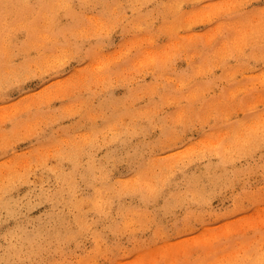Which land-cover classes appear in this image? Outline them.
<instances>
[{"label":"rangeland","instance_id":"1","mask_svg":"<svg viewBox=\"0 0 264 264\" xmlns=\"http://www.w3.org/2000/svg\"><path fill=\"white\" fill-rule=\"evenodd\" d=\"M19 1L0 16V264H264V0Z\"/></svg>","mask_w":264,"mask_h":264},{"label":"bare ground","instance_id":"2","mask_svg":"<svg viewBox=\"0 0 264 264\" xmlns=\"http://www.w3.org/2000/svg\"><path fill=\"white\" fill-rule=\"evenodd\" d=\"M149 5V4H148ZM25 6L27 7V9H25V11L26 12H30L31 11V9L33 8V5H32V8H31V6H30V3H29V1L28 0H26L25 1ZM12 7H15L16 9H18V8H21V10H24V5L22 4V2L21 1H19V0H0V16L2 15V11L4 10H10ZM135 10H137V9H135ZM136 13H137V16H136V18H135V20L133 21L134 23V25H138V26H140V25H142V24H145L143 21H142V18H141V15H143L144 13H148L147 11H143L142 9H141V12L140 11H136ZM45 19L46 21L45 22H43L44 23V25L43 26H47V27H49V25H51V24H49V22L51 21V12H50V8L49 7H40L39 9H38V11H37V15L36 16H32V17H30V18H26V20L25 21H20V23H18V25H17V28H23L24 29V31H27L26 32V37H25V39H26V41H23V45H21V49H23L24 51H27V48L26 47H28L29 48V50H30V48H32V45L34 44V42H37L38 40V36H37V32L41 29V28H39V26H38V24H36L37 23V19ZM145 22H147V21H145ZM259 30H260V27L258 28ZM253 30V29H252ZM259 30H258V33H259ZM255 31H256V29H255ZM3 33H4V30L2 29V28H0V38H2V37H4V35H3ZM254 33V32H253ZM256 33H257V31H256ZM255 33V34H256ZM257 33V34H258ZM244 35V34H243ZM263 35V34H262ZM261 36V35H260ZM259 36V37H260ZM246 37V36H245ZM253 37V36H252ZM254 38H256L255 36H254ZM252 39V38H251ZM254 40V39H253ZM244 41V40H243ZM263 41V40H262ZM50 42V41H49ZM234 42V41H233ZM251 42V41H250ZM262 43V42H261ZM242 44V43H241ZM244 45H245V43H244ZM236 47V46H235ZM242 47V46H241ZM238 48V47H237ZM29 50L27 51V52H24V53H28L29 52ZM22 51V50H21ZM228 51V50H227ZM253 51V50H252ZM255 54V53H254ZM227 56V55H226ZM4 57V56H3ZM1 56H0V63H1ZM4 59V58H3ZM10 60V59H9ZM217 64V63H216ZM215 64V65H216ZM214 69V68H213ZM5 74H0V80L1 81H5L7 78H8V75L6 76V77H3ZM159 84V83H158ZM122 100V99H121ZM121 112H122V110H121ZM131 114H133V113H131ZM121 115H123V114H121ZM122 120L124 121V118H122ZM118 122H121V120H119ZM136 122V120L134 121V120H130V121H128V122H125V123H127L128 124V126H130V127H132L131 126V124L133 125V123H135ZM264 122V121H263ZM137 123V122H136ZM140 128L142 129V125L140 126ZM119 134H120V132H118ZM121 136H122V139L121 140H123V135L122 134H120ZM232 136V135H231ZM243 136V135H242ZM118 137H120L118 134H115L114 136H112V137H110V138H108V139H106L105 140V142H106V144H108V143H110V145H109V148H111V147H113L115 144H116V141L117 140H120V138H118ZM233 137V136H232ZM230 138V137H229ZM242 139H243V137H241ZM230 141V140H229ZM221 142V141H220ZM240 142V141H239ZM236 144V143H235ZM264 144V143H263ZM227 147V145L225 146V148ZM256 150V149H255ZM225 153V152H224ZM233 153V152H232ZM238 157V156H237ZM204 158V157H203ZM228 160H229V158H228ZM152 163V162H151ZM160 163V165H161V161L159 162ZM233 163V162H232ZM149 164V163H148ZM223 164V163H222ZM224 164H226V163H224ZM228 164H230V162L228 163ZM232 165V164H231ZM232 166H234V165H232ZM221 167H223L222 165H221ZM223 169V168H222ZM240 173V172H239ZM16 178H17V176H16ZM15 182V181H14ZM196 190V189H195ZM200 193V192H199ZM199 195V194H198ZM202 195V194H201ZM204 196V195H203ZM200 197V196H199ZM150 198V197H149ZM201 198H203V197H201ZM197 199H199V198H197ZM196 202H197V200H196ZM148 204H150V203H148ZM123 217V216H122ZM125 217V216H124ZM126 218V217H125ZM122 220H123V218H122ZM121 221V220H120ZM126 221H127V219H126ZM132 222V221H131ZM120 223V222H119ZM129 223V222H128ZM263 242V241H262ZM258 244H260V243H258ZM262 245H263V243H262ZM41 246V245H40ZM259 248H261V246L259 245L258 246ZM37 249H39V248H37ZM263 250H264V248H263ZM37 251V250H36ZM43 251V250H42ZM260 251V250H259ZM39 252V251H38ZM35 254V253H34ZM261 254V253H260ZM259 254V255H260ZM23 255V254H22ZM27 255V254H26ZM37 255H39L38 253H37ZM258 255V256H259ZM264 255V254H263ZM35 256V255H34ZM39 257V256H38ZM37 258V257H36ZM35 258V259H36ZM250 258V257H249ZM260 258V257H259ZM245 259V258H244ZM262 259V258H261ZM256 262V261H255ZM259 262V261H258ZM253 263V262H252ZM51 264V263H50ZM222 264V263H221ZM257 264V263H256Z\"/></svg>","mask_w":264,"mask_h":264}]
</instances>
